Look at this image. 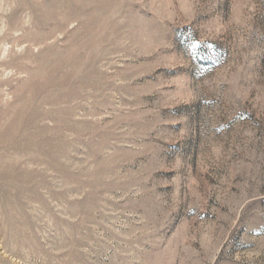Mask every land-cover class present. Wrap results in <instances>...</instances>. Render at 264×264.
I'll return each mask as SVG.
<instances>
[{
	"label": "rangeland",
	"instance_id": "1",
	"mask_svg": "<svg viewBox=\"0 0 264 264\" xmlns=\"http://www.w3.org/2000/svg\"><path fill=\"white\" fill-rule=\"evenodd\" d=\"M0 264H264V0H0Z\"/></svg>",
	"mask_w": 264,
	"mask_h": 264
}]
</instances>
